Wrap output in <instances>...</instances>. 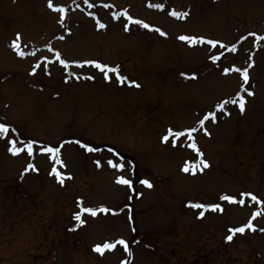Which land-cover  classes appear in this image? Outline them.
<instances>
[{"label": "rangeland", "instance_id": "obj_1", "mask_svg": "<svg viewBox=\"0 0 264 264\" xmlns=\"http://www.w3.org/2000/svg\"><path fill=\"white\" fill-rule=\"evenodd\" d=\"M46 1L0 0V123L16 129L0 138V264H264V203L219 200L220 194L245 190L264 200V40L249 35L264 37V0H90L91 8L83 0H52L68 7L63 27ZM158 3L162 11L150 6ZM168 9L188 16L171 18ZM123 10L154 27L113 18ZM97 19L106 27L98 28ZM17 33L25 49L49 43L62 59L99 60L140 86H119L113 73L106 80L93 65H48L54 55L47 47L41 54L48 61L29 76L38 56L15 57ZM181 35L236 44V51L189 45ZM219 52V60L209 59ZM248 63L253 66L246 87L254 95L246 96L243 112L228 105L230 114L223 115L214 105L234 96L243 81L236 73L221 75V69ZM208 111H217V119L204 125L210 135L196 123ZM169 127H197L193 136L209 167L183 172L185 162L195 164L199 157L179 146L188 143L185 138L176 147L171 137L163 142ZM11 138L17 146L42 144L31 157L12 155ZM44 145L60 149L63 163L55 166L71 173L63 184L47 174L55 162L38 150ZM109 159L124 168L109 166ZM28 163L38 172L22 171ZM118 175L131 179L132 187L116 184ZM189 202L220 203L222 210ZM100 206L113 211L82 213L83 225L74 221L81 207ZM254 211L260 213L256 230L224 239L229 227L245 223ZM117 237L129 241L131 255L120 245L103 254L93 250Z\"/></svg>", "mask_w": 264, "mask_h": 264}, {"label": "snow or ice", "instance_id": "obj_2", "mask_svg": "<svg viewBox=\"0 0 264 264\" xmlns=\"http://www.w3.org/2000/svg\"><path fill=\"white\" fill-rule=\"evenodd\" d=\"M73 3L75 4V0H73ZM84 4H87L90 8L93 7V5L90 3V0H83ZM151 7L155 8H160L162 9L164 5L162 3L158 4H153L150 5ZM48 7L53 9L54 11H57L60 20L59 23L63 27V20L64 17L68 11V9L63 6H55L52 3V0H48ZM76 7H80L79 4H76ZM103 7L105 8H110L111 5L108 3H104ZM173 17H178L180 19H184L188 16L187 11H175L172 10L170 13ZM89 16L95 17L96 13L95 12H89ZM121 17H126L127 21L133 22L136 25H140L144 27L145 29L153 28L154 26L146 23L144 20L140 19H133L131 15L128 14L127 10H123L121 12L113 13V18H121ZM123 24V28L125 31L129 30V24L121 20ZM96 25L98 28H105L106 25L101 23L99 19L96 20ZM66 31H70V29H65ZM155 31L159 32L161 35H166L160 28L155 27ZM252 37H256L257 40H264V37L258 36L257 33L252 32L249 34ZM63 39V37H60ZM180 40L187 42L189 45H196V44H204L206 43L207 45H211L213 48H215L217 45H219L221 48L227 50H230L232 52L236 51V44H231V45H226L223 44L221 41L216 40V39H211L207 38L204 36H197V35H181L178 37ZM241 40L244 39V37L240 38ZM12 48L15 50V52L23 57L26 55L24 51L21 50L20 45H19V33H17V39H14L11 43ZM49 49L50 52L53 53L54 59L57 60L61 65H63L65 68L68 67L69 64H76L78 66H83V65H93L95 68L100 69L105 77L106 80L110 79L109 77V72L114 73L117 81L119 83H125L127 82L128 84H131L135 87H139L140 85L137 83L135 80H128L126 76L120 75L118 67H110L106 63H101L99 60H94V59H86V60H66L61 58V53L54 49L50 44L45 45ZM224 55L223 52H219L218 54L215 55H210L209 59L216 61L219 60L222 56ZM48 57H41V60L48 61ZM249 60H251V57H249ZM38 66V65H37ZM253 66L252 63H248L247 67H225L223 69L224 73H229L232 71H235L240 74L242 77V83L239 85L238 91L235 92L234 96L232 97H226L224 99H221L219 102H217L214 107L216 110H218L220 113L223 115H229L230 113L228 112V105L232 106H237L240 112H243L245 110V105H246V96H252L254 93L250 90V87H246L249 82V69ZM37 70V67H33L31 71L35 73ZM73 75H76L73 73ZM182 76H187V73H180ZM195 73H191V76L194 78ZM77 78H79L77 76ZM92 78V77H89ZM211 118V120L214 122L217 119V111H208L203 115L201 119H199L196 123L200 129L204 131L205 134L210 135L208 132L207 128L204 127L205 122L208 121ZM15 132L16 129L11 127L8 123H0V138H3L4 136L9 135V133ZM197 131V127H188L184 128L183 130H173L171 127L167 129V132L165 135L162 136V141L163 142H168L169 138L171 137V144L176 147L178 146V141L181 138H185L188 143L186 145L182 144L179 145L180 147H189L193 150H195L198 154L199 159L195 164H189L188 162H185L182 166V171L185 173L189 172H196L197 170L203 171V169L209 167V163L206 159H203V153L199 150L197 147V144L195 142V138L193 136V133ZM7 143L10 145L8 147V151L13 154V155H18L21 152H26L27 156L31 157L34 152V146L35 145H40L42 142L37 141V140H27L26 142H20L21 146L18 145V140L16 138H11L7 140ZM76 143H80V141H76ZM83 147L87 149L88 151H95L96 149L90 147L88 144H84ZM41 153H48L51 154V159L55 162L51 168V174L55 176V178L61 183H64V178L65 176L71 178V173H62L57 170L55 164H62L63 161L60 159V149L58 147H52L48 145H44L39 147L38 149ZM111 151V150H110ZM118 155V153H117ZM97 166H100V161H96ZM109 166L116 168V169H123L124 164L123 163H114L111 159L108 160ZM66 167V166H65ZM29 170H36L35 165L33 163H28L27 166L23 169L25 173H27ZM116 181L120 184L129 186L130 188L133 185V181L131 179H127L125 176H117ZM142 184L151 187V183L147 179H143L141 181ZM241 197L240 199H237V197ZM244 197H248L251 199L252 202H255V204H261L264 203V200H261L258 198L257 195H254L250 191H243L239 192L236 194H220L219 195V200L220 201H225L229 203H239L241 205L245 204V199ZM81 198H77V201L79 202ZM192 207L197 208V209H211L213 211L216 210H222V205L220 203H191ZM113 210L110 208H107L105 206H100V207H81L79 211H76L73 214L74 221L77 222L79 225H83L86 223L84 219H82L81 214L82 213H89L93 217L97 215L98 212H112ZM199 215L202 217L205 215L204 211H200ZM260 215L259 212L254 211L252 212V218H249L246 223L238 226V227H230L227 229L228 234L225 235L224 239L227 241L233 240V237L237 233H244L246 229L248 230H256L257 226L253 223V218L256 216ZM259 231L264 232V228H260ZM117 245L123 246V252L128 253L131 255V250L129 248V241L123 237H117L115 239L111 240H106L102 244L97 243L93 245V250L97 253L103 254L105 250H113L117 247ZM119 264H126V260H121Z\"/></svg>", "mask_w": 264, "mask_h": 264}]
</instances>
